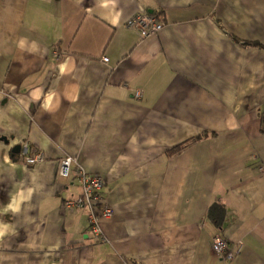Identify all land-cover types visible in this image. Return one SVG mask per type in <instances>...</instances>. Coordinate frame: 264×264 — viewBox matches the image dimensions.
<instances>
[{"label": "crops", "instance_id": "crops-1", "mask_svg": "<svg viewBox=\"0 0 264 264\" xmlns=\"http://www.w3.org/2000/svg\"><path fill=\"white\" fill-rule=\"evenodd\" d=\"M70 156L106 181L109 244L63 206ZM0 225V264H219L215 237L264 264V0H0Z\"/></svg>", "mask_w": 264, "mask_h": 264}, {"label": "built area", "instance_id": "built-area-1", "mask_svg": "<svg viewBox=\"0 0 264 264\" xmlns=\"http://www.w3.org/2000/svg\"><path fill=\"white\" fill-rule=\"evenodd\" d=\"M164 25L159 16L146 12L135 15L127 22V27L137 31L144 40L158 35L163 30ZM142 94L143 91L139 90L136 94L137 99H140ZM21 146L20 157L26 166H35L45 161L46 157L43 152L36 151L34 154H29L30 145L21 144ZM12 149L13 147L11 151ZM74 164L78 167L77 172L80 176L82 191L77 197H71L66 191L63 192V206L70 211L87 210L91 233L101 242L109 244L110 241L104 233L103 223L114 217L115 210L103 194L106 181L104 177L88 173L79 164V159L72 156L66 157L61 162L60 176L69 178ZM244 246L243 242L232 244L226 239L215 237L211 247L219 260V264H233Z\"/></svg>", "mask_w": 264, "mask_h": 264}, {"label": "trees", "instance_id": "trees-1", "mask_svg": "<svg viewBox=\"0 0 264 264\" xmlns=\"http://www.w3.org/2000/svg\"><path fill=\"white\" fill-rule=\"evenodd\" d=\"M156 15H158V14H156ZM159 17H160V15H158ZM219 24H221L220 22H219ZM233 39L235 40V41H237V42H239V43H244V44H246V45H255V44H253V43H248V42H242L241 40H238V39H236L235 37H233ZM198 140H200V138H198V139H193V140H191V141H189V142H186V143H184V144H182L181 146H179V147H177L175 150H174V152H180L181 150H183V149H185L188 145H190V144H193V143H195L196 141H198ZM36 151L34 150V148L33 147H30V153L29 154H34ZM18 157H20V155H13V158H15V159H17ZM211 211L212 212H214V211H216V207L215 206H213L212 208H211ZM220 211H222L221 209H220Z\"/></svg>", "mask_w": 264, "mask_h": 264}, {"label": "clouds", "instance_id": "clouds-1", "mask_svg": "<svg viewBox=\"0 0 264 264\" xmlns=\"http://www.w3.org/2000/svg\"><path fill=\"white\" fill-rule=\"evenodd\" d=\"M15 147V146H14ZM13 147V148H14ZM13 150V149H12ZM14 155V154H13ZM20 155V154H19ZM21 196H23V194H21ZM14 211H19V208L16 207L13 209ZM7 232V226L5 225H0V237H3Z\"/></svg>", "mask_w": 264, "mask_h": 264}, {"label": "water", "instance_id": "water-1", "mask_svg": "<svg viewBox=\"0 0 264 264\" xmlns=\"http://www.w3.org/2000/svg\"><path fill=\"white\" fill-rule=\"evenodd\" d=\"M21 150H22V146L21 145H16L13 150H12V153L14 155H19L21 154Z\"/></svg>", "mask_w": 264, "mask_h": 264}]
</instances>
